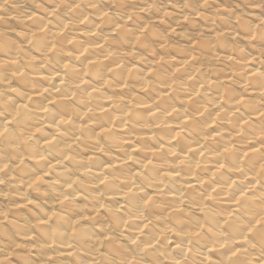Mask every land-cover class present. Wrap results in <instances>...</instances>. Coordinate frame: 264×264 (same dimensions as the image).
Returning a JSON list of instances; mask_svg holds the SVG:
<instances>
[{
    "label": "clouds",
    "instance_id": "obj_1",
    "mask_svg": "<svg viewBox=\"0 0 264 264\" xmlns=\"http://www.w3.org/2000/svg\"><path fill=\"white\" fill-rule=\"evenodd\" d=\"M0 264H264V0H0Z\"/></svg>",
    "mask_w": 264,
    "mask_h": 264
}]
</instances>
